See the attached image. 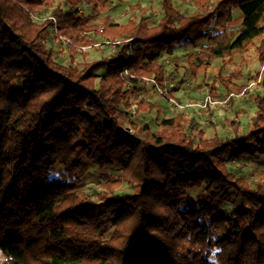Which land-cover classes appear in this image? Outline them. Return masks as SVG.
I'll use <instances>...</instances> for the list:
<instances>
[{"label":"trees","instance_id":"16d2710c","mask_svg":"<svg viewBox=\"0 0 264 264\" xmlns=\"http://www.w3.org/2000/svg\"><path fill=\"white\" fill-rule=\"evenodd\" d=\"M54 1L0 0L2 264H264V185L228 166L264 156V0H160L154 26L102 16L111 0H85L88 15L73 6L82 0H63L37 19ZM54 24L69 51L97 44L85 31L115 45L98 60L63 64L47 49ZM181 45L196 49L194 76L253 47L262 91L246 130L223 119L228 132L205 139L183 113L155 133L137 119L131 95L155 89L146 78L164 87L174 74L161 57ZM239 77L218 80L247 94ZM87 163L119 171L102 175L95 197L83 191ZM124 185L133 192L117 194ZM192 189L204 193L197 204Z\"/></svg>","mask_w":264,"mask_h":264},{"label":"rangeland","instance_id":"374dc122","mask_svg":"<svg viewBox=\"0 0 264 264\" xmlns=\"http://www.w3.org/2000/svg\"><path fill=\"white\" fill-rule=\"evenodd\" d=\"M62 1L55 0L42 14L36 15L37 19L44 20L48 18L51 11ZM111 1L113 3V9L102 13V16H109L115 23L120 25L125 24L129 20L137 21L143 16L150 26H154L162 16L160 0ZM73 6L76 9L81 8L79 13L83 15H88L90 12V6L85 0L74 3ZM233 16L235 26H240V12L235 10ZM97 30L100 32L101 28L98 27ZM83 35L96 41L97 44L92 47L75 46V51H69L66 48L67 46H65L66 43L64 40L66 39L60 35H57L58 39H56L51 35L47 43V49L52 53L53 57L63 64H69L70 58H72L74 64L80 65L83 62L98 60L106 56L111 51L109 47H112L111 45L114 44V42L110 43L108 45L109 47L103 45L105 42H102L93 32L85 31ZM68 45H71V43ZM195 51L196 49L181 45L176 47L173 58L163 55L161 60L165 63L167 69L173 72L174 76L167 79L164 87L159 86L155 82L163 91L165 90L168 97L174 99L178 104H189L191 107L178 109L170 106L155 89L148 87L145 92L134 93L130 97L132 110L137 115L139 114L137 119L146 117V121L151 123L152 131L155 133L159 129L161 120L173 117L177 113H183L198 122L205 134V139H211L216 135H225L228 132V129L224 128L220 123L223 119L232 121L238 118L241 121V130H246V124L249 123V119L254 115L256 110L252 101L262 91L260 77L255 78L256 73L261 70V66L255 57L253 47L250 48V52L243 59L235 56L226 65H222L218 59L213 60L206 69L197 70L194 76L188 64V59ZM238 72L240 77L239 79H233L234 85H247V94L230 93L218 80V78L233 76ZM124 74L128 75L126 71ZM148 80L150 79H145L146 82ZM205 95L210 96L215 103L206 108L198 109L194 105L201 102ZM230 95V99L233 101L232 103L228 98ZM140 103H144L141 109H139ZM148 106L152 107L151 114L147 113L146 109ZM125 129L129 130V133H133L131 127H125ZM228 166L240 170L241 173L245 174L248 181L258 182L264 185V156L262 154L256 153L253 157H247L240 163H228ZM87 167L88 174L83 180V191L93 197L100 191L99 182L102 175L109 174L116 176L119 173L116 167L99 170L88 163ZM56 169L58 170L59 168L56 167ZM132 192V187L124 185L117 191V194H129ZM203 195L202 190L192 189L187 193V200L197 204L203 198ZM2 261L3 256L0 254V264H2Z\"/></svg>","mask_w":264,"mask_h":264},{"label":"built area","instance_id":"2783aa9c","mask_svg":"<svg viewBox=\"0 0 264 264\" xmlns=\"http://www.w3.org/2000/svg\"><path fill=\"white\" fill-rule=\"evenodd\" d=\"M79 12L81 11V8H78ZM53 30L55 31V33L57 34L56 32V26L55 24L53 25ZM58 35V34H57ZM65 41V45H68L70 44V42L68 40H64ZM112 45H115L112 44ZM148 82H152L154 85H155V91L163 96V98L165 99V101H167V104L170 105V106H174L178 109H185V108H190L191 105L189 104H184V105H181V104H178L174 99L168 97L167 93L165 92V90L163 91L159 86H157V84L155 83V81L153 80H148ZM259 82V81H258ZM231 95L228 97L230 98ZM215 102L211 99L210 96H204L203 100L197 104H195L194 106L197 107L198 109H203V108H206L207 106H210V105H213ZM127 132H129V130L125 129Z\"/></svg>","mask_w":264,"mask_h":264},{"label":"crops","instance_id":"0c3cea01","mask_svg":"<svg viewBox=\"0 0 264 264\" xmlns=\"http://www.w3.org/2000/svg\"><path fill=\"white\" fill-rule=\"evenodd\" d=\"M234 13V12H233ZM234 17V16H233Z\"/></svg>","mask_w":264,"mask_h":264}]
</instances>
